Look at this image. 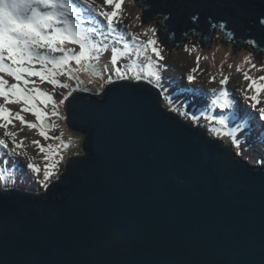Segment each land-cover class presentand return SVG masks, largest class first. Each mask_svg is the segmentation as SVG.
I'll list each match as a JSON object with an SVG mask.
<instances>
[{"label": "water", "instance_id": "95a60500", "mask_svg": "<svg viewBox=\"0 0 264 264\" xmlns=\"http://www.w3.org/2000/svg\"><path fill=\"white\" fill-rule=\"evenodd\" d=\"M142 2L146 21L170 16L165 43L194 33L207 48L211 17L264 52V0ZM161 93L73 94L66 123L86 154L46 191H0V264H264V167L167 111Z\"/></svg>", "mask_w": 264, "mask_h": 264}, {"label": "snow or ice", "instance_id": "6c2138e0", "mask_svg": "<svg viewBox=\"0 0 264 264\" xmlns=\"http://www.w3.org/2000/svg\"><path fill=\"white\" fill-rule=\"evenodd\" d=\"M138 3L143 8L142 0H102V3L99 0H0V98L4 101L0 103V129L4 130L0 135V191L8 192L15 187L22 161L44 190L58 178L60 165L65 160L61 151L70 150L72 143L63 139L62 131L59 135H50V132L60 128L52 118L67 119L59 111L60 105L70 101V98L74 99V93L85 90L80 88L84 83L80 73H90L92 77L103 80L97 89L98 94H102L107 85L137 88L147 84L155 89L162 87L163 72L168 65L164 54L167 49L159 32L167 28L165 22L170 21V16L165 15L159 27H144L138 13L132 18V23L126 24L125 20L131 18L132 13L125 5L135 6ZM190 20L195 25L200 17L193 14ZM207 20L210 29L224 33L226 42L233 41L234 32L227 30L225 21L213 22L211 17ZM136 21H140L142 31L131 32ZM260 23L264 25V17H261ZM191 31L196 32V28ZM169 36H175V33H169ZM244 43L259 48L253 39ZM183 51L191 55L201 49L198 45H184ZM105 54L110 55L101 64ZM206 60L209 56L196 55V66L184 77L189 85L198 83V73L204 71L201 62ZM254 60L253 54L249 53L236 65V72L241 73L243 81L247 82L246 86L236 91L250 110L249 119H255L264 126V75H250L252 69L264 72V64L257 65ZM73 62L76 67H72ZM225 63L226 60L220 64V78L211 75L208 80L216 86L206 93L208 99L204 111L197 114L185 110L184 103L173 95H161L167 111L190 121L193 126L206 128L215 139L224 141L227 138L236 150V156H242L247 145L246 141L242 143L239 134L245 133L249 123L236 110L238 102L228 87L231 74L223 71ZM245 64L250 66L248 70L244 69ZM227 67L231 69L233 64L228 63ZM6 76L15 82L10 83ZM29 77H38L40 83L46 82L52 90H44ZM60 77L75 79L79 83L72 87L62 82ZM92 82L90 79L89 83ZM64 89L68 90L66 94L59 92L60 98L57 99V90ZM187 90L193 94L200 91L195 88ZM21 103L25 107L19 111L13 112L6 107ZM21 112L31 113L37 122L26 120ZM202 119L206 123L201 124ZM14 120L19 121L18 129ZM234 122L235 127H230ZM25 127L37 130L46 141L57 140L60 143L45 146L39 140H32L31 146L37 149L36 156H33L26 150L29 145L25 144V140L28 138H18ZM37 157L43 161L42 164L36 162Z\"/></svg>", "mask_w": 264, "mask_h": 264}, {"label": "rangeland", "instance_id": "374dc122", "mask_svg": "<svg viewBox=\"0 0 264 264\" xmlns=\"http://www.w3.org/2000/svg\"><path fill=\"white\" fill-rule=\"evenodd\" d=\"M102 3V0H99ZM126 9L128 12L132 13V17L128 18L125 20L126 24H130L132 23V18L135 17V15L138 13L141 17V21H143V26L147 27L149 25H153V26H157L159 27L161 24V21H163V17L162 16H158L156 19H150L147 20L142 17L145 16L146 12L148 10H144V6L143 8L140 7V4L138 3L137 5L133 6L131 4H126L125 5ZM109 10H111L109 8ZM140 25V21H136L135 24H133V26L131 27L130 31L131 32H140L142 31V28L139 26ZM160 39H163V35H160ZM199 38H198V37ZM224 39V33L221 31L216 30V32L213 33L212 38L210 41H208L207 44V48H206V43L203 44L202 41H200V35H196L194 33L189 34V36L186 38V41L184 42L183 45L180 46H173V43H165V47L167 49V51L164 53L165 56L167 57L166 62H182V59H180V56H182V54L184 55H189L188 53L183 51V47L184 45H198L199 48L201 49V51L197 52H193L191 55H189L190 57L193 55V57L196 58V55L199 54L200 56H209V60L204 61L205 63H207V78H206V82H208L209 78L211 75H216L217 78H220L218 75L219 72V68H220V64L222 61H227V63L224 64L223 66V71L225 74H231L230 75V81H232L233 83H237L240 87L243 86L241 85V78H242V74L241 73H237L236 72V65L241 63L243 61V58L245 55L252 53L253 56L255 57L254 62L257 63V65L260 64H264V52L259 51L258 55H257V48H254L250 45L247 44H242V46L239 47V45H241V40H237L236 41V45L234 43V39L232 42H226L223 41ZM203 45V46H202ZM239 47V48H238ZM238 49V50H237ZM237 50V51H236ZM217 51H221L222 53L225 52V58L224 59H215L216 61H214V59L212 58L213 53L217 52ZM233 51H236L235 54H233ZM110 54H105V56L103 57V59L101 60V64H103L107 59L108 56ZM216 55V54H214ZM231 63L233 64V67L231 69H229L227 67V64ZM182 66V63L180 64ZM215 65V66H213ZM37 67H39V65H37ZM72 67H76L75 63L73 62ZM250 68L249 65L245 64L244 65V69L248 70ZM107 75V74H105ZM250 75H252L253 77H257L259 75H264V72H258L255 69H252L250 71ZM80 79L84 81L83 84L80 85L81 89H85L82 90L84 92H89V93H97V89L100 88L101 84L103 83V80L99 79V78H95L92 77L90 73H80L79 74ZM237 77V78H236ZM29 79H32V77H29ZM61 81L64 83H69L72 87H76L77 84L79 83L77 80L73 79V80H68L67 77H60ZM93 80L94 82L89 83V80ZM207 85V84H206ZM237 85V86H238ZM41 88H43L46 91H51L52 90V86L47 84L46 82L43 85H38ZM237 86L235 85V90L237 88ZM162 88V87H161ZM194 88V87H193ZM197 89V88H196ZM209 90V88L206 89V92ZM64 92L66 94V92L68 91L67 89L64 90H57L56 93V98L59 99V92ZM163 93H167L168 95H170L167 91H165L162 88ZM100 95V94H98ZM237 100V112L239 115H241L242 113L244 114H248L249 113V109L243 104L242 98H236ZM3 99L0 98V103H3ZM181 102V101H180ZM163 105H164V100H163ZM185 105V104H184ZM41 107H43V105H40ZM204 106V104L198 103L196 101H190V108L193 111H198L199 109H201ZM6 107H9L12 109L13 112L15 111H19L22 107H25V105H23V103L16 105V104H11V105H6ZM59 111L61 112L62 115L66 116V102L63 105H60V109ZM21 115L25 116V119L28 121H32V122H37L36 118L31 114V113H25V112H21ZM67 117V116H66ZM57 124L60 125V128L58 130H56L55 132H50V135H59V133L62 131L63 132V139L66 142H71L72 143V147L70 150H62L61 154L64 155L65 160L63 161V163L60 165V173L56 180H60L63 172L66 169V163H67V159L71 156H82L85 155L86 153H84L83 149H82V143H83V139L84 136L82 133L74 131L72 129H70L66 123V120H60L58 118L53 117L52 118ZM188 121V120H186ZM14 122L19 124L18 120H14ZM201 124H204L201 122ZM20 126V124H19ZM210 135V134H209ZM25 136L28 138L27 140H25V144L29 145L28 150L31 154H33V156H36V152H33L32 147L30 146V141L31 140H39L41 142V144H44L45 146H47L48 144H52L53 146L58 145L60 143V141L57 140H44L42 137H40L38 135L37 130H35V135H28L25 134ZM211 138H213L212 135H210ZM226 144H229L227 142V138H225V140L223 141ZM41 161V159H40ZM37 162V160H36ZM43 163V161H41V164ZM53 181V182H54ZM42 191H46L44 190L42 187L39 190V192ZM38 192V193H39Z\"/></svg>", "mask_w": 264, "mask_h": 264}, {"label": "bare ground", "instance_id": "6f19581e", "mask_svg": "<svg viewBox=\"0 0 264 264\" xmlns=\"http://www.w3.org/2000/svg\"><path fill=\"white\" fill-rule=\"evenodd\" d=\"M73 47H78V46H73ZM214 54H216L214 55V61H216L215 59L217 57H218L217 59H221V58L224 59L226 55L225 52L222 53L221 51H217ZM178 56L180 57V59H182V62H166V64L168 65V68L166 71L163 72V79L161 81L162 88L165 91H167L170 95H173L177 100L186 104L185 110L194 112L190 108V101L191 100L198 101L206 105L207 99H208V96L206 94L207 93L206 89L207 88L210 89L211 87H214L216 85L206 82L207 63H205L204 61L201 62V68L204 71L202 74L198 73V76H199L198 83H196L195 85H189L187 80L184 77L192 68L196 66L195 57H193V55L190 57L189 55L186 56L184 54H182V56L180 55ZM181 63H182V66L180 65ZM5 78L9 79L10 83L15 82L14 80H12L11 78L7 76ZM32 79L37 81V85L44 84V83H40L38 77H32ZM246 84L247 82L243 81V78H241V85L246 86ZM235 85L237 86L238 84L230 81L228 87L233 92L234 97L236 99L241 96L235 90V87H234ZM29 87H31V85ZM193 87L195 89L196 88L199 89L200 91H197L195 94H193L191 91L187 90ZM239 87L240 86L238 85L236 89H238ZM249 94L251 95L252 93H249ZM204 109H205V106L202 108L201 111H204ZM194 113L198 114L199 112L196 111ZM240 116L243 117L244 120L248 121L249 123V127L245 130V133L239 134L241 137L242 143L246 141V145H247L246 150L244 151L241 157L245 161H247L250 165L264 167V163H258V161H264V126H261V124L255 119H249L248 114L242 113ZM201 122L206 123L203 119L201 120ZM14 123L16 124L17 129H18L20 127L19 124L16 122ZM9 127L11 129V126ZM230 127H235V122L230 124ZM17 129H12V130H17ZM3 131H4L3 129H0V135L3 134ZM25 134L34 136L35 130H28L25 127V130L19 133L18 138L25 137ZM31 141H30V146H31ZM31 147H32L33 152L37 153V149L34 146H31ZM26 150L29 152L28 147ZM41 161H40V157H37V163H41ZM17 176H18V179L16 181L14 188H20L25 191L33 192V193H38L39 190L41 189V186L37 183L33 174L30 171H28L26 167L23 166V161L21 162V166L19 168Z\"/></svg>", "mask_w": 264, "mask_h": 264}, {"label": "trees", "instance_id": "16d2710c", "mask_svg": "<svg viewBox=\"0 0 264 264\" xmlns=\"http://www.w3.org/2000/svg\"><path fill=\"white\" fill-rule=\"evenodd\" d=\"M146 14H148V11L146 12Z\"/></svg>", "mask_w": 264, "mask_h": 264}, {"label": "flooded vegetation", "instance_id": "af4514ba", "mask_svg": "<svg viewBox=\"0 0 264 264\" xmlns=\"http://www.w3.org/2000/svg\"><path fill=\"white\" fill-rule=\"evenodd\" d=\"M198 37V36H197ZM199 38V37H198Z\"/></svg>", "mask_w": 264, "mask_h": 264}]
</instances>
